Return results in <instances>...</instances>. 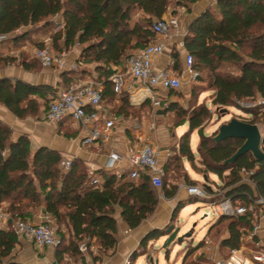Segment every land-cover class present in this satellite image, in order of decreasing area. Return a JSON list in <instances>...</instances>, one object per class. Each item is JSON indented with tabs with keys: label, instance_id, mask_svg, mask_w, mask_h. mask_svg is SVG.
I'll return each mask as SVG.
<instances>
[{
	"label": "trees",
	"instance_id": "16d2710c",
	"mask_svg": "<svg viewBox=\"0 0 264 264\" xmlns=\"http://www.w3.org/2000/svg\"><path fill=\"white\" fill-rule=\"evenodd\" d=\"M200 1L175 0V6L189 8ZM171 4L172 0H0V35L25 30L5 42L22 48V43L31 41L33 36L49 35L55 26L53 18L62 17L64 29L52 36L54 49L60 52L62 40L66 51L76 45L82 47L78 65H95L96 80L105 86L104 102L106 98L116 99L110 81L113 67L120 66L133 52L155 39L152 26L154 22L163 20ZM37 47L42 48L44 44L39 43ZM173 50L174 70L179 72L182 68L181 54L176 48ZM185 50L194 56L198 79L202 72L211 76L212 105L237 107V101L257 99L258 96L264 99V0H218L217 8L206 9L191 23L185 36ZM13 65L26 71L42 70L40 63L25 53L18 57L0 54V69ZM76 72H63L57 88L66 87L81 78ZM56 91L47 85L2 78L0 105L20 119L38 117L43 111L39 99L45 100L43 108L46 111L51 102L50 95ZM121 101L117 115L128 117V110L134 107L126 94ZM146 105L149 103L140 108ZM168 112H177L181 119L177 128L188 124L189 130L181 136L176 155L165 165L166 175L161 190L156 189L145 176L135 183L127 180L128 174L118 177L117 174L100 171L90 175L80 158L73 159L71 167L64 170L63 155L59 151L47 147L32 151L28 135L14 140L12 129L0 120V207L8 203L13 216L26 220L31 210L43 205L51 219L65 226L66 233H61L60 244L55 249L58 264H67V256L84 260L83 245L91 255L94 241L100 252V257L94 260L100 261L104 255L114 254L118 247V211L129 228L135 230L156 213L161 196L167 201L178 196L180 185L169 182L166 177L173 164L178 168L182 163L184 167V159L195 165L196 156L190 144L195 131L200 136L198 155L204 172L225 181L221 188L225 197L247 205L254 204L257 198L264 199V164L251 154L233 165L223 164L244 141L230 139L217 144L213 140L217 133L206 135L204 126L211 116L207 105L200 104L187 114L177 103H172L164 110V113ZM249 113L257 115L254 110ZM250 123L256 124L257 121ZM67 126L65 123L59 125L60 134L75 138V133L65 129ZM262 148L264 150V140ZM243 169L254 170L251 184L244 182ZM94 175L101 178L102 189L93 185ZM185 182L189 186H197V182L187 174ZM208 194L213 197L216 192L208 191ZM26 200L29 203L26 204ZM217 201V198L211 199L212 203ZM182 209L184 205L180 203L173 216ZM260 210L261 207L256 205L255 211ZM254 219L255 213L252 212L238 218L220 217L219 224L229 221L228 236L222 241V247L228 251L242 248L243 239L251 231ZM164 236L163 230L155 229L142 239L140 247L145 248L148 254V244ZM18 242L13 230L0 229V264H19L14 255ZM140 257L134 252L130 256L131 264H136Z\"/></svg>",
	"mask_w": 264,
	"mask_h": 264
},
{
	"label": "built area",
	"instance_id": "2783aa9c",
	"mask_svg": "<svg viewBox=\"0 0 264 264\" xmlns=\"http://www.w3.org/2000/svg\"><path fill=\"white\" fill-rule=\"evenodd\" d=\"M57 28V31L63 30L64 23L58 25ZM172 28H174L173 31ZM152 31L155 39L143 49L135 52L120 66L113 67L114 73L110 81L117 97L126 94L131 106L141 107L145 103H149V106L158 113L167 109L174 101V96L171 93L180 92L188 81L196 82L199 73L194 68V56L187 51L183 60V75L170 68L175 64L172 58L169 59L165 69L157 71L155 68L157 59L163 56L166 51L167 43L165 40L175 35L177 36L176 47L185 49V38L180 36L177 20L173 19L154 22ZM43 44L44 47H36L30 54L32 59L37 60L46 68L76 70L75 65L66 69L68 52L65 49L56 52L53 39ZM55 89L57 90L56 93L50 95L51 102L46 114L47 119L55 123L70 121L73 124H78L86 131V135L81 141L83 148L102 145L109 150L113 130L120 124V121L102 111L104 84L90 79L79 80L66 87ZM260 103L264 105V99ZM260 111L263 113L264 108ZM154 130L155 127H152L151 133ZM262 134L264 137V133ZM162 158V151L153 141L148 140L139 143L127 158V180L137 183L141 177L145 176L150 179L156 189L161 190L166 175L165 166L161 164ZM120 160V155L110 151L107 168H114ZM72 162L73 158L66 157L62 162L64 170H68ZM89 174L93 175V173ZM253 174L254 170L245 169L241 173L244 182L247 184H251L250 177ZM117 175L121 177L123 173ZM93 185L102 189V182L97 175L93 176ZM188 194L199 199L210 198L208 190L204 186H190ZM212 205L214 213L218 217L238 218L248 212L255 213L252 229L245 238L253 242L257 237L259 241L256 245L259 250L246 252L245 247L239 250H230L221 264H264V243L260 235L264 232V199L257 198L254 204L247 205L240 200L234 201L224 196L222 200L214 202ZM256 205L261 207L259 212L255 211ZM206 216L208 217V215ZM2 220L10 224L9 229L13 230L18 238L30 240L38 251L46 248L56 249L60 244L61 238L58 236L53 219L50 217H46L40 224H35L2 211L0 221Z\"/></svg>",
	"mask_w": 264,
	"mask_h": 264
},
{
	"label": "rangeland",
	"instance_id": "374dc122",
	"mask_svg": "<svg viewBox=\"0 0 264 264\" xmlns=\"http://www.w3.org/2000/svg\"><path fill=\"white\" fill-rule=\"evenodd\" d=\"M171 10H175V15L172 14L169 17V20H177L179 31L181 34H183V22H185L184 18L187 16L188 8H177L175 6V0H172L169 11ZM54 24L55 26L51 28V31L49 33V35L52 36L53 34L58 32L57 22H54ZM173 30L174 28H172V31ZM23 32L24 30H20L19 32L14 33V36L23 34ZM39 39L40 36H33L31 41L23 42L22 44L24 45V47H29L30 45H35L36 41H38ZM60 45L61 52L65 49V47L62 46V41ZM8 46L9 49L12 47L10 43H8ZM55 51L59 52L58 50ZM173 51L174 50H172V53ZM181 65L182 68L178 73L180 75H183L182 55ZM41 67L42 69H50L52 71H67L65 69L61 70L55 68H46L42 65ZM170 68L175 71L174 65H172ZM76 71L77 75L82 79L96 80L95 78H97L94 64L86 66L78 65L76 66ZM82 71H84L85 73L83 74ZM210 82V74L208 72H202L200 79H197L196 82L188 81L183 89L178 92V95H174V101L172 103H177L182 111L186 112L187 114H190L193 109L198 108L200 104L207 105L208 109L210 110L211 116L205 123L204 133L208 136H212L218 133L219 128L223 124L231 121L233 118H238L247 122H251L252 120L256 119V124L260 127L262 133H264V112L261 113L260 111L264 108V105L260 103L261 99L257 98L237 101V107L219 108L212 105L213 91L210 90ZM121 100L122 97L116 96L115 100L106 98V100H104L103 102V108L107 111H111L113 117L116 120L120 121V124H118V128L124 129L129 135L131 142H133L136 146L141 142H145L148 140L153 141L162 151L163 158L166 159V162H170L171 158H173L177 153L176 148L179 143V138L189 130L188 124L177 128L176 125L181 122V119L178 118L177 112L158 114L149 105H146L142 108H130L128 110V117H120L117 115V112L122 106ZM41 104L43 110L44 103L42 102ZM248 110L256 111L257 115L249 113ZM152 127H155L153 133H151ZM65 129H69V131L72 133L77 132L76 127L72 125H68L67 127H65ZM199 140V132L196 131L193 133L191 140V147L197 158L195 161V165L193 166L190 162L184 159L182 160L184 167H182V163L181 167L179 165L178 168H176L173 164L171 166V171L166 177V180H168L169 182L178 183L181 187V190L185 189L186 193L181 192L180 198H175L174 201L161 203L164 216L162 217L163 221L159 226L160 230H163L166 237H162L159 240L152 241L146 248L147 253L152 256L155 264H221V262H223V260L228 255V251L222 247V241L228 236L227 226L229 224V221L219 224L220 217H218V215L214 213L213 205L211 202L212 198H217L218 201L224 198L225 192L221 190V188L225 186V181L221 180L215 174L204 172V167L202 166L201 160H199V155L197 152ZM167 155L169 156L167 157ZM65 158L66 157L63 156V159ZM185 166L187 167V172L190 178L193 181L197 182V186H204L207 183L211 187V190L213 192H216V195H214L213 197L209 196L210 198L199 199L195 196H190L189 194H187L188 188L190 186L185 182ZM205 176L208 177V182L205 181ZM161 198L163 197L161 196ZM180 203L184 205V209H182V211L177 215L173 216L177 206ZM205 214H209V217L204 218ZM53 222L59 237H61L62 232L66 233L65 226L58 225L54 220ZM170 228H172L170 234L177 229L179 230V232L175 241L167 244V240L169 237V233L167 231ZM177 238H182V241L179 242ZM256 244V240L251 242L248 239L244 238L242 247L246 248V252H249L250 250L257 251L259 250V248ZM134 252H137L140 256L146 254L145 248H141L140 244ZM126 264H131L130 258L127 260ZM137 264L150 263L142 258Z\"/></svg>",
	"mask_w": 264,
	"mask_h": 264
},
{
	"label": "crops",
	"instance_id": "0c3cea01",
	"mask_svg": "<svg viewBox=\"0 0 264 264\" xmlns=\"http://www.w3.org/2000/svg\"><path fill=\"white\" fill-rule=\"evenodd\" d=\"M217 2L218 0H201L196 4L190 5L188 8L187 16L184 18L185 22H183L184 33L181 34L180 36H182V38H185V36L188 34V30L191 23L206 9L217 8ZM174 12L175 10L169 11L164 16L163 19L169 20V17L172 14H174ZM53 21L57 22V26L64 23L63 18L60 16L53 18ZM13 37H15L14 34L0 35V54H2L4 57L7 56L18 57L21 53H25L29 56L30 59H32L30 54L33 53V51L37 47V44L47 43L52 40V35L40 36V39L36 41L35 45H30L31 47L30 46L29 47L25 46L22 48L11 47L9 49L8 44H5V42L6 40ZM165 42L167 43L166 51L163 56L157 59L155 66L157 71H161L167 67V63L169 62V59L172 58L171 53L174 48H177L180 51L183 60L186 53L185 49L176 47L177 36L175 35L171 36L168 39H166ZM62 46L64 47V40H62ZM81 52H82V48L79 45H76L68 52L67 60H66L68 69L73 65L78 66V61L80 59ZM62 74H63L62 71H57V70L52 71L50 69L49 70L42 69L40 72L26 71L22 67L16 65L8 66L0 69V79L2 78L18 79L32 85L51 86L54 89L58 87V84L61 81ZM79 80H86V79L78 78V80H76L75 82ZM257 98L262 100L260 96H258ZM39 101L41 103L42 102L45 103V100L43 99H39ZM47 110L45 111V109L43 108V111L45 112L42 111V113L38 117H28L25 119H20L17 116H15L8 108H6L3 105H0V120L12 129L14 140H17L22 135H28L31 142V149L34 152L41 147H47L59 151L64 157H70L73 159L80 158L85 162L87 171L93 174L100 171H105L111 174H118V173L128 174L127 158L129 154L132 152V150H134L136 145L133 142H131L129 135L126 133L124 129L118 128L117 125L116 128L113 130L110 140L109 150H107L102 145L101 146L95 145L90 148H83L81 146V141L85 137L86 131L82 129L78 124H73L70 121L62 122L65 123V125H72L77 129V132H75L76 134L75 138L65 137L59 132V125L62 123H55L49 121L46 117ZM102 111L107 115L113 116L111 111H107L104 108ZM143 139H147V138H143ZM191 140H192V136H191ZM110 151L116 152L118 155L121 156V160L118 161L115 164L116 166L112 169L107 168ZM197 152H198V148H197ZM199 160H201L200 157ZM166 163H167L166 159L162 158L161 164L165 166ZM185 168H186V174L190 178L187 172V167L185 166ZM228 174H225V177L228 176ZM99 180L101 181V178H99ZM181 192L186 193V190L185 189L181 190L180 187V192L176 198H180ZM162 202H167V200L161 198V202L159 205L160 207L158 208L156 213L152 216V218H149L148 220L144 221L141 224V226L135 230L129 228V226L121 219L120 212L118 211L117 220H118L119 244L114 254L108 253L103 256L102 260L95 261L94 260L95 257L97 256L100 257V252L98 250V246L95 244L94 241L90 248V251L92 253L91 255L88 251L85 250V246L83 245L82 249L84 253V260L82 259L76 260L67 256L66 257L67 264H126L127 260L130 258L132 253L138 248L142 239L149 232L155 229H160L159 225L163 221L162 217L164 216L162 212L163 211L161 204ZM25 203L27 204L29 203V201L26 200ZM2 211H6L12 215L8 203H4L0 207V213ZM206 215H208L209 217V214H205L204 218H208ZM46 217H49V215L46 214L45 207L42 205L41 207L31 210V212L29 213V215L25 217V219L35 224H40L45 220ZM9 225L10 224L7 223V221L5 220L0 221V229L8 230ZM260 235L264 243V232H262ZM18 241L19 242L14 250L15 261L17 263L52 264L56 262V256H55L56 250L54 248H46L42 251H38L30 240H27L25 238H18ZM149 256H150L149 254L142 255L138 259L137 263L139 262L140 259L143 258L147 260V262H149L150 264H153L151 262V259L149 260Z\"/></svg>",
	"mask_w": 264,
	"mask_h": 264
},
{
	"label": "water",
	"instance_id": "95a60500",
	"mask_svg": "<svg viewBox=\"0 0 264 264\" xmlns=\"http://www.w3.org/2000/svg\"><path fill=\"white\" fill-rule=\"evenodd\" d=\"M159 114H164V111H160ZM230 139H238L243 140V145L236 151V153L226 160L224 165H233L239 159L251 154L253 158L264 164V150L262 148L263 142V134L260 127L257 124H253L238 118H233L231 121L223 124L218 133L214 136L213 140L215 143L220 144ZM205 181L208 182V177L205 176ZM204 187L208 191H212L211 187L206 183ZM172 228H170L167 232L169 233V237L167 240V244H170L175 241L179 230H175L170 234ZM179 242L182 241V238H177ZM153 264L154 261L151 259ZM52 264H58L54 262Z\"/></svg>",
	"mask_w": 264,
	"mask_h": 264
}]
</instances>
